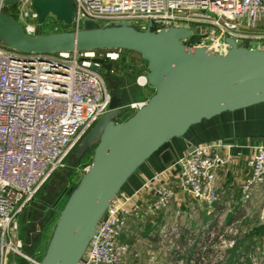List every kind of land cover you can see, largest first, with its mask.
<instances>
[{
	"label": "built area",
	"instance_id": "2783aa9c",
	"mask_svg": "<svg viewBox=\"0 0 264 264\" xmlns=\"http://www.w3.org/2000/svg\"><path fill=\"white\" fill-rule=\"evenodd\" d=\"M8 1L0 0V11L14 17L26 34H42L34 0H16L13 5ZM71 2L72 22L63 23L65 28L60 32L83 30L86 21L99 27L128 22L144 31L151 22L153 32L169 27L191 30V37L197 35V40L193 42L190 37L183 44L193 50L206 48L224 55L229 50L225 43L228 37L250 49H264V31L258 33L264 28V0ZM57 22L48 24L55 33H59ZM127 52L104 49L38 56L16 52L0 43V264H6L7 252L24 256L17 238L18 216L39 198L52 175L64 167L68 156L110 110L112 93L98 60L111 64L113 72L131 58ZM146 102L143 99L129 108L137 111ZM231 146L221 141L201 143L178 159V191L199 204H215L219 200L217 174L228 163L220 149ZM246 168L242 202H251L256 195L264 200V142L253 147ZM158 178L143 187L154 193L144 207L136 195L119 194L79 264L121 263L126 247L120 238L129 221L166 210L176 197V192Z\"/></svg>",
	"mask_w": 264,
	"mask_h": 264
},
{
	"label": "water",
	"instance_id": "95a60500",
	"mask_svg": "<svg viewBox=\"0 0 264 264\" xmlns=\"http://www.w3.org/2000/svg\"><path fill=\"white\" fill-rule=\"evenodd\" d=\"M16 0H9L15 4ZM41 28L48 14L70 25L71 0H34ZM140 31L128 22L99 27L86 21L84 29L28 35L12 16L0 11V43L22 53L121 49L147 64L146 83L154 94L126 121L117 123L121 97H112L105 113L76 148L81 159L92 151L87 171L59 211L43 258L38 264H79L97 227L129 179L161 147L182 138L204 120L264 103V49H250L226 38L221 55L206 48L193 50L183 42L192 32L169 27ZM108 78L112 65L98 60Z\"/></svg>",
	"mask_w": 264,
	"mask_h": 264
},
{
	"label": "crops",
	"instance_id": "0c3cea01",
	"mask_svg": "<svg viewBox=\"0 0 264 264\" xmlns=\"http://www.w3.org/2000/svg\"><path fill=\"white\" fill-rule=\"evenodd\" d=\"M138 79L140 81L141 77ZM212 141L232 145L220 149L228 163L217 174L218 205H239L242 185L248 175L246 161L252 155L253 147L264 142V103L223 113L191 127L184 137L172 139L161 147L129 179L120 194L136 195L142 207L154 197L153 192L143 187L158 177L176 192V197L166 210L129 221L120 238L121 245L126 247L120 264H171L175 240L185 230L184 227L173 228V221L178 218V212L174 214L173 209H184L191 204V198L178 191L181 170L175 163L195 146ZM221 210L222 207L217 208V211Z\"/></svg>",
	"mask_w": 264,
	"mask_h": 264
},
{
	"label": "rangeland",
	"instance_id": "374dc122",
	"mask_svg": "<svg viewBox=\"0 0 264 264\" xmlns=\"http://www.w3.org/2000/svg\"><path fill=\"white\" fill-rule=\"evenodd\" d=\"M55 21L56 18L48 14L43 21L41 33H55V30L48 25L49 22ZM56 26L58 28L57 32L65 28V25L61 22H57ZM263 31L264 28L258 29V33H263ZM197 38V35H193L191 40L194 42ZM127 55L131 58H129L128 62L123 61L116 67L115 77L113 78L114 83H112V85L117 84L116 86H118L117 90L113 92L114 95L120 96L123 91L126 92V97L116 118L117 123L126 121L134 114L135 111H131L129 108L130 104L143 99L148 100L154 94L153 88L147 83L143 85L138 79L145 77V73H147L146 62L132 52H127ZM91 158L92 151L86 153L81 159L70 154L64 163V167L59 168L52 175L39 194V199L45 202L48 206L47 209L35 214L31 207H27L21 212L17 218L19 227L17 238L22 243L24 256L11 251L7 252L6 264H23L24 262L26 264H38L37 262L43 258L58 219L59 211L63 208L71 190L77 186L85 174V169L89 166ZM190 201L191 204L184 209H173L175 211L174 214L178 212L176 214L178 218L173 221V228L184 227L195 231L207 230L210 229L214 218H219V225L222 226L227 222L229 215L233 213L235 215L238 211H241L238 215L243 216L239 221H235L231 227L227 228L214 244L213 236L215 235H213V231L201 236L203 242L200 245L206 253L210 251L208 257L204 259L206 263L229 264L231 259L229 250L233 245L232 240L238 237V241L242 243L241 246L246 247V245L250 244L252 251L241 257L237 264H264V200L261 195H256L251 202H241L239 205L229 204L221 206L218 205V200L212 206H208L199 204L192 199ZM221 207L223 210L217 211V208ZM29 213H32L34 217L30 218ZM205 217H207V220L205 223H201L202 220H205ZM42 221L45 224L42 225ZM247 234L250 235V240L245 243L243 237ZM206 237H209V239L207 240ZM36 238L40 239L39 243L29 251Z\"/></svg>",
	"mask_w": 264,
	"mask_h": 264
},
{
	"label": "trees",
	"instance_id": "16d2710c",
	"mask_svg": "<svg viewBox=\"0 0 264 264\" xmlns=\"http://www.w3.org/2000/svg\"><path fill=\"white\" fill-rule=\"evenodd\" d=\"M240 213L241 211H238V213L235 215L234 213L229 215V217L227 218V222L222 226L219 225V218H214L210 229L200 231L185 229L175 240V248L171 253V264H209L206 263L204 259L208 257V253L210 251L207 250L208 253H206L203 250L202 246L200 245L203 242V238H201V236L203 234L206 235L209 231H213V235H215L213 236V244L216 243L218 238L224 234L227 228L231 227L235 221H239L243 217H241V215H238ZM206 220L207 217H205V220H202L201 223H205ZM206 239L208 240L209 237H206ZM39 240V238L35 239L29 251H31L34 246L39 243ZM238 240V237L232 240L233 245L232 248L229 250V252L231 253V259L229 261V264H237L241 257L249 254V252L252 251V246L250 244L246 245V247H242V243ZM249 240V234L243 237V241H245V243H247ZM23 264L26 263L24 262Z\"/></svg>",
	"mask_w": 264,
	"mask_h": 264
},
{
	"label": "flooded vegetation",
	"instance_id": "af4514ba",
	"mask_svg": "<svg viewBox=\"0 0 264 264\" xmlns=\"http://www.w3.org/2000/svg\"><path fill=\"white\" fill-rule=\"evenodd\" d=\"M114 73H115V70L111 73V75L108 77V78H106L105 76H104V78H105V81H106V84H107V86L109 87V89H110V91H111V93H112V97H114V96H119V95H114L113 94V92L114 91H116L117 89V87L118 86H116V85H112V83H114V81H113V78L115 77L114 76ZM104 75H105V71H104ZM126 95V92L125 91H123L122 92V95H120V97H121V102L123 103V100H124V98L126 97L125 96ZM72 156L73 157H77V158H79V156L76 154V149L73 151V153H72ZM85 156V155H84ZM32 208L34 211H35V214H36V212L37 213H41V212H43L44 210H46L47 209V205L45 204V202L44 201H42V200H40L39 198L38 199H36L32 204H30L29 205V208ZM29 217L30 218H33L34 217V215H32V213H29ZM43 224H45L43 221H42V225Z\"/></svg>",
	"mask_w": 264,
	"mask_h": 264
},
{
	"label": "bare ground",
	"instance_id": "6f19581e",
	"mask_svg": "<svg viewBox=\"0 0 264 264\" xmlns=\"http://www.w3.org/2000/svg\"><path fill=\"white\" fill-rule=\"evenodd\" d=\"M140 82H141L142 84H144V82H145V78H141V79H140Z\"/></svg>",
	"mask_w": 264,
	"mask_h": 264
}]
</instances>
